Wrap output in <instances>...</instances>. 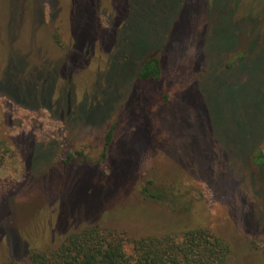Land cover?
Segmentation results:
<instances>
[{"label": "rangeland", "instance_id": "rangeland-1", "mask_svg": "<svg viewBox=\"0 0 264 264\" xmlns=\"http://www.w3.org/2000/svg\"><path fill=\"white\" fill-rule=\"evenodd\" d=\"M114 1L119 0H50L46 18L39 2L20 4L18 0H0V82L5 86H18L23 89L21 92H30V86L44 79L50 68L57 72L60 60L52 67L47 64L51 54L57 56L50 42L51 31L59 29L62 35L60 56L63 61L67 59L61 73L70 72L67 76L64 74L53 99L65 93L75 104L72 119H68L66 112H33L23 108L8 112L9 106L0 107V138L9 141L16 153L0 170V176L15 180L18 185L8 202H0V264H27L24 260L29 250L56 248L68 234L93 223L125 231L134 238L179 235L189 228L205 227L228 240L231 254L227 264H264V169L250 161L243 163L235 159L231 162L228 150L222 149L214 151L215 159L207 167V178L199 175L198 170L185 173L183 166L189 168L195 164L192 154L200 147L182 140L181 135L171 130L170 121H163L165 102L161 95L153 91L160 96L158 99L135 81L131 87L123 86L132 80L135 67L129 64L130 58L120 65L121 71L114 69L109 81L103 84L106 94L97 88L112 59L110 44L114 35L119 37L131 13L127 0L123 5L113 6ZM253 1L236 0V5L250 7ZM195 2L199 4L204 0ZM92 3H95L93 9L87 10L83 17L98 20L97 29L101 33L97 34L105 39L98 44L84 37L82 10ZM166 3L174 9L178 0H166ZM230 6L228 0H216L214 15L208 19L216 25V32L211 36L207 34L217 44L216 52H227L234 41L231 36L234 28L224 24ZM170 14L168 10L167 15ZM174 14L171 16H176ZM254 14L255 11L250 10L233 20L244 24L254 19ZM172 21L167 26L169 37L179 24L178 20ZM259 23L264 24L262 20ZM184 26L187 23H181L177 32H182ZM152 30L147 33L148 38L157 34L156 40L151 41L154 47L164 30ZM192 37L190 47L183 49V57H187L189 63L203 52V48H198L203 44L200 37ZM146 38V34L138 36L142 46H149ZM247 39H251L250 35ZM259 44L264 52V37ZM129 49L124 46L125 52H132ZM229 58L227 54L226 62ZM198 67L200 69V63ZM238 70L244 69L238 67ZM238 74L237 70L227 74L235 77L230 85L237 82ZM257 74L261 76L264 72ZM258 77L256 90L252 89L255 94L262 93L264 87L262 76ZM227 83L226 75H222L211 78L206 84L210 107L204 104V123L207 125L214 114H219L220 119L215 131L208 132L205 126L200 129L199 143L212 149L218 145V140L220 144L223 141L237 156L242 146L249 149L256 141L264 140V123L251 111L246 117L237 115L239 100L251 89L248 84L254 82L244 83L246 89L242 95L228 89ZM93 95L94 100H90ZM109 98L115 99L111 120L119 126L114 131L112 146L106 151V162L102 164L105 134L110 127L108 120L98 117L83 130L70 124L75 125L77 119H89L96 113L105 114ZM231 111L242 120L241 125H237L234 118H225ZM179 120L184 125L182 128L191 123L182 114ZM179 131H182L180 127ZM70 154L72 161L65 164ZM78 181L82 184L75 186ZM75 187H78L77 193ZM145 187L152 193L163 189L173 191L175 196L167 197L172 204L145 197Z\"/></svg>", "mask_w": 264, "mask_h": 264}, {"label": "trees", "instance_id": "trees-1", "mask_svg": "<svg viewBox=\"0 0 264 264\" xmlns=\"http://www.w3.org/2000/svg\"><path fill=\"white\" fill-rule=\"evenodd\" d=\"M18 1L20 4L28 2L36 4L39 2L45 10L43 17L47 18L49 16L50 0ZM175 1L177 2V0ZM228 1L231 4L230 13L228 16L225 15L224 24L234 28V33L231 35L234 41L231 42L228 51L222 53V50L216 52L217 44L207 35L209 33L211 36L212 32L216 30V25H212L211 21H208L214 15L213 11L216 7V0H204V2L199 4L195 0H178V4L176 3L174 9L168 6L166 0H136V2L127 0L129 7L131 5V13L127 25L121 30L119 37L113 34L115 38L112 44H110V48L113 50V54L110 55L112 59L110 58L107 73L100 77L97 87L99 90L103 89L106 94L103 84L109 81V77L114 69L115 72L121 71L120 65L130 58L129 64L135 68L132 80L123 86L128 85L131 87L135 81L145 91L155 94L158 99L159 95H161L160 98L165 102L161 115L163 121L169 120L171 130L174 129L176 133L181 135L183 137L182 140L191 141L200 147H196L192 154L196 158L195 164L189 168L183 166L185 173H191V169L193 171L198 170L200 172L198 174L203 175L205 178L208 177V165L210 162L213 163L215 159L213 156L214 151L215 153L217 150L221 152L222 149L228 150V159L231 162L235 159V161L239 160L243 163L250 161L255 167L264 169V140L262 138L256 141L252 148L248 149L244 146L239 148L237 156L231 152L232 150L223 141L220 144L218 140V145L214 148L212 147V149L204 148V145L200 146L202 143H199V136L204 126L208 132L215 131V127L219 123L218 119H220L219 114H214L209 117L207 125L204 123L206 114L204 104L208 108L210 107L208 104L209 92L207 91L208 87H206V84L211 78H221L222 75H226L228 81L227 88L241 95L244 94L243 90L245 91L246 89L244 83L253 81V84H248V86H251V89L246 92V95H242V99L239 100L240 108L237 115L246 117L252 112L260 118L259 121H263L264 123V87L262 93L255 94L252 91L253 88L256 90V79L259 75L257 73L264 72V52L261 51L263 47L259 44L264 37V24L261 26V23H259L261 20L264 23V0H254L250 4L251 8L249 6L245 7L243 4L236 5V0H233L234 2L232 0ZM108 3H111V1H108ZM119 3L123 5L125 2L124 0L114 1L113 6ZM94 5L95 3H92L90 7L83 8L82 19L85 26L84 37L86 40L91 39L92 43L98 44V42L105 41V39L101 38L103 35L97 34L101 33L97 29L100 26L98 20L94 22L92 18L83 17L90 9H93ZM168 10H171V14L175 13L176 16L167 15ZM250 10L255 11L253 15L254 19L248 20L244 24L238 20L235 23L233 18L236 20L239 14H247ZM231 19L232 25L230 23ZM172 20H178L179 24L178 28L176 27L175 33L172 32L169 37L170 34L167 26L173 23ZM241 20L245 21L244 17ZM183 22L187 23V26H184V30L179 33L177 30ZM158 28L162 31L164 30V32L162 33V37L157 39V44L152 47V42L156 40L157 34L154 33L151 38H148L149 34L147 31H151V29H154L152 31H158ZM141 33L146 34V42H148L149 46H142L140 44L138 36ZM248 35H250L251 39H247ZM192 36L196 38L200 37V42H203V44L198 48H203V52L198 54L196 58H192V63H189L187 57H183V49L187 48V46L190 47V39H193ZM61 39L60 30L53 29L50 35V42L52 50L57 56L51 54L52 57L50 56V62L47 65L52 67L55 65V62L60 60L57 65L59 68L57 72L54 73V70L50 68L44 79L30 86L32 91L26 90L29 93L25 91L21 92L20 90L23 89L18 86H5L1 81L0 107L3 108L4 105L9 106L8 112H12L11 109L15 110V108L17 110L23 108L33 112L44 110L58 114L66 112L68 119H72L71 115L74 113L72 108H74L75 104L73 105L70 102L69 96L64 93L60 94L56 100L53 99L56 89L58 90L62 84L61 81L64 74L67 76V73L70 72L64 71L61 73L64 67L63 63L67 60L63 61L60 56L62 52L60 49L62 48L60 44ZM160 39H162L161 45H159ZM124 46H128L132 52H125ZM211 50H214V53ZM233 50L235 51L232 54ZM164 53L168 59L164 58ZM181 54V57L177 56ZM227 54L230 55V58L226 62ZM133 56L134 58L132 59L131 57ZM199 63L200 69L198 67ZM238 67H243L244 70L239 71ZM66 68L65 66L64 69ZM233 70H237L239 74L237 75V82L230 85V81L235 77L232 75L228 76L227 74ZM23 74L24 72L21 73V77L24 78L25 75L23 76ZM261 76L264 81V74ZM261 76L259 75L260 78ZM153 91L159 95L153 93ZM105 94H103L104 98ZM91 99L94 100V95ZM113 100L115 99L109 98L106 101L104 108L107 109H105L107 112L105 114L96 113L94 116H90L89 119H77L73 123L75 125L70 124L72 127L80 126L79 128L83 130L89 128L92 123H95L98 117L108 120V126L110 127L105 134V152L101 158L102 164L106 162V151L112 146L114 131L119 126L118 122L115 121L116 123L114 122L113 124V120H111L114 110ZM100 106L98 105V109L101 108ZM251 108H254V111ZM89 110L90 112L93 111L92 106H90ZM234 112L231 111V116L226 115L225 118L230 117L229 120L234 118L236 124L239 125L242 123V120L237 118ZM181 114L188 120H191V123L185 126V128H182L184 125L179 120ZM178 127L181 128L182 131H179L181 133L177 132ZM208 136L209 133L205 136L206 141L209 138ZM243 145L246 146L244 143ZM15 156L16 153L12 144L6 139L0 138V170L4 169ZM68 157H70L68 158L69 161H64L65 164L72 161L71 154ZM99 170L100 167L98 166L97 171ZM78 182L75 186L82 184V182ZM150 183L153 184V181ZM17 188L18 185L15 180L0 176V202L7 200ZM75 189L77 193L78 187H75ZM161 189L163 188L161 187ZM143 194L147 198L167 205L172 204V200L167 197L175 196L173 191L166 189L152 193L147 187L143 189ZM230 254L231 246L228 240L205 227L189 228L179 235L166 234L162 236L134 238L129 236L125 231L93 223L81 230L68 234L64 241L56 248L29 250L24 262L27 264H227Z\"/></svg>", "mask_w": 264, "mask_h": 264}]
</instances>
